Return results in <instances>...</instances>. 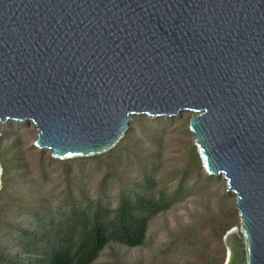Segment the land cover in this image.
<instances>
[{
	"label": "water",
	"instance_id": "1",
	"mask_svg": "<svg viewBox=\"0 0 264 264\" xmlns=\"http://www.w3.org/2000/svg\"><path fill=\"white\" fill-rule=\"evenodd\" d=\"M186 111L236 195L223 264H264V0H0V122L31 123L52 158Z\"/></svg>",
	"mask_w": 264,
	"mask_h": 264
},
{
	"label": "trees",
	"instance_id": "2",
	"mask_svg": "<svg viewBox=\"0 0 264 264\" xmlns=\"http://www.w3.org/2000/svg\"><path fill=\"white\" fill-rule=\"evenodd\" d=\"M172 118L135 116L125 136L109 151L66 160L58 185L48 188L43 161L29 176L18 143L1 144L0 264H169L181 250L197 254L184 264H223L224 246L215 251L197 223L168 229L167 240L148 254L154 220L186 201L199 183L210 184L195 144L186 145L181 165L165 164L167 128ZM181 125L192 135L189 122ZM105 258L99 263L101 258Z\"/></svg>",
	"mask_w": 264,
	"mask_h": 264
},
{
	"label": "rangeland",
	"instance_id": "3",
	"mask_svg": "<svg viewBox=\"0 0 264 264\" xmlns=\"http://www.w3.org/2000/svg\"><path fill=\"white\" fill-rule=\"evenodd\" d=\"M192 115L191 112H183L179 116V120L167 128L168 136L172 138L169 139V146L165 152V164L168 167L169 165H181L186 155V145L194 144L193 135H187L181 125L182 120L186 119L189 122ZM0 131L3 134L1 144L18 143L26 161L29 176H38L39 165L43 161L44 165L49 166L51 172L48 188L58 185L59 179L56 177L61 165L58 161L51 162L49 160L50 152L39 150L34 146L37 131L31 123L12 121L8 124H2L0 122ZM204 172L206 173L205 170ZM212 177L213 182L210 184L199 183V188L194 190V194L186 201L158 216L149 230V246L133 249L129 251V255L135 258L148 254L151 248L156 250L167 240L168 229L177 228L180 225L189 226L194 222L197 223L202 236L206 238L210 251H215L224 246L223 236L225 232L232 227H239L241 217L235 205L236 195L228 191L227 180L223 176ZM198 258L197 254L184 253L181 250L180 253L177 252L172 258H169L168 262L169 264H184V260L196 261ZM104 260V257L101 258L99 263Z\"/></svg>",
	"mask_w": 264,
	"mask_h": 264
}]
</instances>
